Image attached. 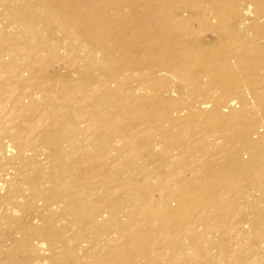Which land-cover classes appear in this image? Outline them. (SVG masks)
Here are the masks:
<instances>
[{
	"label": "bare ground",
	"instance_id": "bare-ground-1",
	"mask_svg": "<svg viewBox=\"0 0 264 264\" xmlns=\"http://www.w3.org/2000/svg\"><path fill=\"white\" fill-rule=\"evenodd\" d=\"M0 13V113L11 114L13 99L21 108L9 130L0 118V132L15 133L0 139V156L18 166L0 189V264L154 263L151 233H128L140 222L132 210L140 215L148 204L145 219L181 230L191 211L234 208L212 202L218 190L242 195L262 187L264 175L254 173L264 168V137L254 126H264V0H0ZM58 37L84 53L77 80L39 65L40 57L49 64ZM12 84L20 88L13 98ZM55 84L66 99L93 85L98 130L85 139L83 155L69 160L70 145L88 129L79 122L82 111L68 106L35 135L45 161L25 162L22 133ZM226 125L245 153L226 151L225 139L189 133ZM152 129L163 136L144 134ZM164 178L181 187L174 204L152 197V182ZM252 216L263 234L264 212L254 207ZM170 252L172 264L177 253L211 263L195 243ZM255 257L238 253L240 264H259Z\"/></svg>",
	"mask_w": 264,
	"mask_h": 264
},
{
	"label": "rangeland",
	"instance_id": "rangeland-1",
	"mask_svg": "<svg viewBox=\"0 0 264 264\" xmlns=\"http://www.w3.org/2000/svg\"><path fill=\"white\" fill-rule=\"evenodd\" d=\"M125 1L129 3L132 0ZM135 10L142 12L140 6ZM125 12L130 13L131 9L126 8ZM61 39V37H58L56 50L54 51L49 64L46 65L47 60L44 57H40L41 60L39 65L45 67L46 73L60 72L72 80H77V71L82 68L85 60L84 53L79 50H72L70 43L63 40L61 41ZM102 55L103 53H99L97 56L98 58H101ZM92 86V84L80 86V89L72 92L67 99L63 96L64 87L61 84H55L49 86L50 88H47V93L43 95L46 100H39L36 102L41 113H36L33 124L31 126L29 125L25 132L22 133L21 152L25 153V162L31 159L45 161L47 153L42 154L40 152V149H43L44 146L37 138H35V135L39 134L42 129L47 126L52 125L59 114H66L69 109L68 106L73 107V109L77 111H82L79 122H83L81 126L84 129H88L87 132H83L81 137L76 139V143L70 145V148L75 151V155L70 156L69 160L83 155L84 151L81 148L87 145L85 144V139L87 136L91 137L92 132L98 128L97 120L102 115L100 112L102 109H99L100 104L98 100L100 99L97 100L98 92H89L92 91ZM19 90L20 88L18 85L12 84L9 89V91L12 92L11 98L16 96L17 91ZM86 92L89 94H86ZM14 100L15 99L12 100L11 106L9 105L13 110L11 114L6 115L0 113V118H3L5 121L4 123H6L4 127L8 130L20 123L19 120L15 119V116L21 108L14 103ZM243 122L242 119H236L234 124H241ZM229 128V125H226L224 128L221 127L205 132L202 131V128L195 127V129L190 130L189 133L198 134V137H207L210 141L225 139L226 141H222L220 146H226L224 148L226 151H239L240 153H245L246 149L243 143L235 137ZM164 129L168 131L170 127L166 126ZM160 132L156 129H152L150 131L147 130L144 134L146 136L162 137L163 135ZM255 132H259V134L264 137V126L255 124L254 133ZM13 134L15 133L5 130L0 132V139H10ZM90 143L91 141L89 144ZM90 145V151H92V153H97L99 147L94 144ZM222 156V153L216 155V157ZM0 162L1 189L8 187L10 179H12L18 172V166L15 165L14 159H9L6 154L0 156ZM196 165L198 164H195V166ZM254 174H256V176H263L264 168H262L261 171H255ZM261 182L262 187L260 189L246 187L242 195L235 194L231 191L229 192L226 189L218 190L214 193L212 202L223 206L231 204L234 208H229L228 211H226L227 213L217 212L213 208L191 211V215L193 216L192 220L189 221L186 226H183L181 230H166L163 228L160 221L145 219L144 214L149 207L148 204H145L140 215H138V212L135 210L130 212V217L134 219L138 216L140 217V222L132 223L128 227V233L134 235L136 231L141 228H144L151 233L150 257L154 258L155 261L154 263H148L144 260L145 264H172L170 250L178 247L179 244L182 243L189 247L192 246V243H195L199 248L206 251L207 255L211 258L210 264H240L238 260V253L240 252H244L248 256H256L255 259L261 262H259V264H264V244H262L264 243V233L260 235L261 232L259 230L256 232L257 229L254 226L252 216L254 207H257L264 212V179L261 180ZM202 183H207V181L203 180ZM166 188L169 190L172 189V191L176 189L178 192L174 195H169L165 190ZM180 188L181 187L170 178L156 180L153 181L151 185L152 197L168 203L173 202L174 204V201H177L179 195L182 193L179 191ZM2 192H4V190H0V193ZM221 244L226 245L228 248V251L223 256H221L220 251ZM136 247L137 243L134 240L131 241L129 244V250H132L133 252V249ZM178 254L179 253L176 254L177 256L175 255V259L173 260L175 264H199L197 260L193 259V261H189L188 256H178ZM190 256L193 258L192 255Z\"/></svg>",
	"mask_w": 264,
	"mask_h": 264
}]
</instances>
